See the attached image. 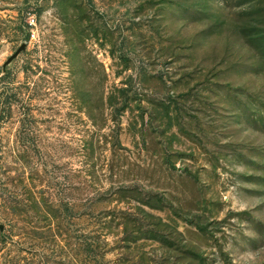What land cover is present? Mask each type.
Returning <instances> with one entry per match:
<instances>
[{
    "label": "rangeland",
    "instance_id": "rangeland-1",
    "mask_svg": "<svg viewBox=\"0 0 264 264\" xmlns=\"http://www.w3.org/2000/svg\"><path fill=\"white\" fill-rule=\"evenodd\" d=\"M51 194L135 223L45 244ZM95 231L103 264H264V0H0V264Z\"/></svg>",
    "mask_w": 264,
    "mask_h": 264
},
{
    "label": "trees",
    "instance_id": "trees-1",
    "mask_svg": "<svg viewBox=\"0 0 264 264\" xmlns=\"http://www.w3.org/2000/svg\"><path fill=\"white\" fill-rule=\"evenodd\" d=\"M119 92L124 93L125 90H119ZM19 135H20L19 137L22 139V141H23V139H25V143H26L27 138H26L25 130L23 129V127L19 130ZM51 187L54 188L53 184L52 185L50 184L49 186H47L48 189H51ZM134 193H137V190L135 188H128V187L118 188L112 194V196L115 198H113L112 196L110 198H113L115 203H122L123 200L130 199V198H128L129 197L128 195H130V194L133 195ZM56 196H58V195L57 194L48 195L46 198H44L42 200V202H40V205H39L40 211H42V213H44L43 217L41 218V222L45 224L44 227L46 228L45 229L46 233L50 234L46 238V240H49V241L45 242V244H47L49 242H54V240L56 239V236H57V234L56 235L53 234L54 228H57V230H59L60 223L65 222V220L68 216L69 217H75V218H81V217L89 215L90 217H92L94 219H98V220L102 221V223H103L102 227L103 228L106 225V224H104L105 223L104 220H107L108 228L110 227L109 225H111L115 221H117V220L120 221L121 219H124V218L127 221V224L131 223L134 225V223H135L132 221V216L133 217L135 216L134 214H127L126 217H118V216L113 217V215L109 217L108 213H106L104 210L103 211L99 210L95 214L91 213L88 210V212H87L88 215L87 214L83 215L84 212L82 213V212H78V211L74 210V208L72 207V205L70 204L69 201H66L64 198H61V199L57 198ZM146 205H148V204H146ZM108 219H109V222H108ZM135 221H137V220H135ZM117 225H120V224H117ZM106 229H107V227H106ZM155 231H156V233H159L157 230H155ZM147 233H150V232H147ZM153 233H155V232H153ZM51 234H53V235L51 236ZM43 235H44V233H40V235L37 237V240L43 239L44 238ZM107 235H108L107 233L104 235L102 233L101 234L102 240L104 237L106 238ZM145 236L147 237V239H151L153 237V240H154V238H157L156 234H153V236H151L150 234H145ZM136 239H138V238H136ZM139 239H141V237H139ZM102 240L100 241V234H98L97 231H95L91 235L87 234V235L83 236V239L78 243L79 248H81V249L78 248V252H79V250H81L83 253V256H82L83 258H82L81 264H103L102 260H104V256H105V254H107L108 250H107L106 242L104 240L103 241ZM127 245H129V244H127ZM53 257H55V256H53ZM104 264H107V263L105 262Z\"/></svg>",
    "mask_w": 264,
    "mask_h": 264
},
{
    "label": "water",
    "instance_id": "water-1",
    "mask_svg": "<svg viewBox=\"0 0 264 264\" xmlns=\"http://www.w3.org/2000/svg\"><path fill=\"white\" fill-rule=\"evenodd\" d=\"M26 44H22L16 51L15 53L10 56L7 61L3 64V70L12 63L13 60H15L18 55L25 50Z\"/></svg>",
    "mask_w": 264,
    "mask_h": 264
}]
</instances>
